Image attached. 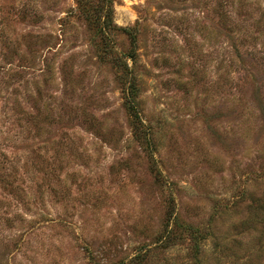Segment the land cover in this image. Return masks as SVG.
Wrapping results in <instances>:
<instances>
[{
  "label": "rangeland",
  "instance_id": "374dc122",
  "mask_svg": "<svg viewBox=\"0 0 264 264\" xmlns=\"http://www.w3.org/2000/svg\"><path fill=\"white\" fill-rule=\"evenodd\" d=\"M98 4L0 0V264H264V0Z\"/></svg>",
  "mask_w": 264,
  "mask_h": 264
},
{
  "label": "trees",
  "instance_id": "16d2710c",
  "mask_svg": "<svg viewBox=\"0 0 264 264\" xmlns=\"http://www.w3.org/2000/svg\"><path fill=\"white\" fill-rule=\"evenodd\" d=\"M81 5L88 6L90 2L92 3V0H78ZM99 4L94 8V11L92 12V16L94 17V20L99 22L102 25H105V23H109L112 21V13H113V2L114 0H98ZM130 110L132 113H135L134 116L136 119L139 120V115L137 114L136 107L131 105ZM138 127V126H137ZM170 207L174 208V199L171 198L170 201ZM175 220L174 212H171V215H169V222ZM177 234L175 231L172 230L170 225H167L162 239V245L169 243L170 240L175 239ZM195 241V247L197 246V239L198 237H194ZM160 239V240H161ZM201 242V241H200ZM143 251V250H142ZM147 252H140L137 255H135L129 262H124L122 264H142L145 260Z\"/></svg>",
  "mask_w": 264,
  "mask_h": 264
}]
</instances>
